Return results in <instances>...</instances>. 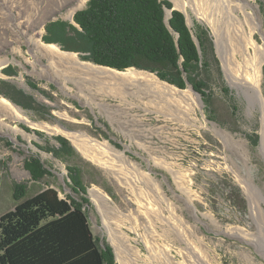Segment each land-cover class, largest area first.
<instances>
[{
  "label": "rangeland",
  "instance_id": "374dc122",
  "mask_svg": "<svg viewBox=\"0 0 264 264\" xmlns=\"http://www.w3.org/2000/svg\"><path fill=\"white\" fill-rule=\"evenodd\" d=\"M78 1L0 0V58L12 59L0 68V73L12 66L18 77L12 79L14 82H6L46 105L51 115L43 119L15 104L24 110L35 124L32 125L13 121L0 112V160L3 163L0 166V215L14 206V183L25 184L28 196L50 186L61 198L70 195L78 199L70 190L67 178L68 167H75L86 188L88 204L84 209L91 231L112 247L116 264H148L149 258L156 264H164L166 254L174 260L172 264H264V216L259 209V206L264 209L260 114L258 110L249 112L244 99L229 85L212 30L206 23L225 12L224 2L166 0L178 10L181 9L176 3L184 2L189 26L205 29L211 41L208 71L201 74L211 92L214 116L211 120L201 96V105H196L187 97L173 96L166 86L150 77L122 82L108 79L107 83L96 80L97 85L83 86L81 94L66 80L83 78V75L75 76L77 73L69 69V65L57 59L49 62L48 58L32 53L28 38L42 40L44 26L51 20L71 23L66 17L67 11ZM87 1L75 13L83 9ZM246 1L253 6L264 33V0ZM255 39L259 44L264 42L259 32ZM261 59L264 95V55ZM20 76L25 86L19 84ZM5 79L9 78L0 77V81ZM27 79L38 84L51 99L29 90ZM98 85L100 90L96 88ZM133 91L138 96L132 95ZM212 124L240 138L244 144L222 137ZM61 125L68 130H63ZM100 131L109 138H104ZM66 132L76 135L71 138ZM57 136L67 140L73 150L71 156H57L51 151L59 148ZM251 138L256 140L255 144ZM77 141H85L82 148L93 153L98 161L106 162L108 167L83 156L74 146ZM97 142L124 152L141 170L150 171L151 176L160 181L167 196L181 206L176 212H182L196 225L194 231L201 239L199 249L203 253L187 244L189 233L181 234L183 228L177 227L178 218L167 210L151 181L112 151L101 153L92 146ZM29 157L40 159L50 175L33 182L23 167ZM162 160L172 165L175 174L154 164L156 161L161 164ZM179 176H183L181 185L185 189L177 187L176 177ZM246 180L257 186L258 191L246 192ZM94 189L106 196V199L102 197L109 207L114 205L119 212L108 209L109 214L104 219L99 204L92 198ZM113 239L120 243V253Z\"/></svg>",
  "mask_w": 264,
  "mask_h": 264
},
{
  "label": "trees",
  "instance_id": "16d2710c",
  "mask_svg": "<svg viewBox=\"0 0 264 264\" xmlns=\"http://www.w3.org/2000/svg\"><path fill=\"white\" fill-rule=\"evenodd\" d=\"M171 7L166 0H88L73 16L77 26L60 19L49 21L42 40L56 43L65 51L83 53L81 59L95 65L153 72L179 89L186 88L187 80L202 97L207 117L214 120L211 92L201 75L208 71L211 41L205 29L198 25L192 29L199 54L180 11H172L170 28L167 26L165 8ZM3 73L11 75L15 70L8 67ZM27 84L51 99L35 82L27 79ZM0 94L36 116H51L46 105L5 81L0 83ZM55 139L59 148L51 150L54 155L73 154L66 139ZM23 167L33 182L50 175L36 157L25 159ZM67 178L78 199L70 195L61 198L50 186L28 196L25 184H13L14 206L0 215V264H116L112 247L91 231L84 209L88 198L79 169L68 167Z\"/></svg>",
  "mask_w": 264,
  "mask_h": 264
},
{
  "label": "bare ground",
  "instance_id": "6f19581e",
  "mask_svg": "<svg viewBox=\"0 0 264 264\" xmlns=\"http://www.w3.org/2000/svg\"><path fill=\"white\" fill-rule=\"evenodd\" d=\"M85 1L86 0H79L74 7H72L67 11L66 17L71 19L72 21L73 14L77 9L81 8L84 5ZM222 1L226 6V9L224 8L225 12H221L220 14H218V16L212 21L207 20L206 23L210 26L212 30L213 41L216 48V52L221 60L222 69L224 71L225 77L229 85L236 90L238 96H241L244 99L247 105V110L249 112H252L253 110L259 111L260 137H261L260 147L262 150H264V95L261 88V64H262L261 57L262 55H264V42L259 44L255 39L256 32H259L264 41V33L262 32L261 21L259 20L256 12L251 8L253 6L249 4L246 0H222ZM185 5L186 4L184 2L176 3V6L181 10H183L184 12H186ZM186 14L188 16V13ZM28 42L31 46L30 51L32 53L39 54L40 57L48 58V60H50L49 62H53L55 59H57L59 63L69 65L70 66L69 69L77 73V75L75 76L83 75V78L80 77L78 79L72 80L74 82H77L78 85L87 84L94 86L97 85L96 80L103 81V79L106 80L113 79L116 80V82L117 81L122 82L123 80H130V79L136 80L137 78L147 79L148 77H150L153 80H155L157 84L160 83L164 87L166 86V88L171 91L173 96H179L180 98L187 97L190 100L195 101L196 105H198L197 103L201 105L199 97L196 94H193L189 86H187L184 90L179 91L175 87H171L160 82L155 77V75L149 74L147 72L137 71L136 69H127L124 72H116L101 67H96L90 63L83 62L75 54L60 51V49L56 45H52V44L48 45L43 43L39 38L30 36V38H28ZM10 62H12V59H9L7 57L0 58V68L3 65L8 64ZM88 75L89 77L85 78ZM2 76L3 75L0 73V77ZM94 76H100L101 78L98 79L95 78ZM18 80L20 85L25 86L21 76L20 78H18ZM0 112L2 113V115L11 118L13 121L25 122L27 124L35 125L32 123L31 119L28 117V115L24 112L22 108L16 106L15 104L11 103L8 99H5L1 96H0ZM212 125L215 131H217L220 135H222V137L230 138L234 142L238 141L240 143H243V140H241L240 138H235L233 135L217 127L216 124H212ZM12 129L14 130L15 128ZM68 135H70L69 137L74 138L73 136H75L76 134L73 135V133H69ZM84 135L88 137V135L86 134ZM78 140H82V139L78 138ZM84 142L85 141H77V143L74 142V146L77 148V150L79 149V151L82 153L83 156L87 157L88 159L94 162H97L98 164H101L102 166L108 167L106 162L98 161L99 159H97V157L93 155V153L88 152L82 148L84 144H86ZM92 146L97 148L103 154H106L108 150L112 151L116 155L123 158L126 162L128 161L130 164L135 166L137 170L140 171L141 175H143L146 179L150 180L151 183L154 185V189L160 195L161 201L165 203L167 210L170 212L171 215L178 218L179 225H177V227L179 226L180 229L181 227L183 228V230L182 229L180 230L182 231L181 234L183 233L182 235H184V232L186 231L189 233L187 238L190 241H188L187 244L196 247L199 253H203L202 250L199 249L202 247L200 242L201 239L194 231L196 225L190 223L183 216L182 212H178V213L176 212L177 211L176 209L181 210V206L177 205V203L173 202L167 196V194L165 193V191L161 186L160 181L155 177L151 176L150 171L146 172L141 170L139 164L130 161L125 156L124 152L114 149V147H112L110 144L107 143L99 144L97 142V143H93ZM154 164L161 166L166 170L171 171L173 174H175L176 172V170L173 169L172 165H170L164 160L161 161V164L157 163V161L154 162ZM179 177H176L178 179L176 180L177 187L181 189H185L181 185V183L183 182V176H179ZM246 186H247L246 192H248L249 189H251L252 192L258 191L257 186H255L250 180H246ZM91 194H92V198L95 199V201L99 204L100 211L104 219L109 214L108 209H113L116 212H119L117 207H115L114 205H110L109 207V205L106 204L105 202L106 196L103 195L100 191L94 189L93 191H91ZM259 209L260 212L262 213V216H264V209L261 206H259ZM207 216L214 223L212 217L210 215ZM113 241L115 242L116 247L119 251L118 253H120L121 251L120 243L118 244V242H116L114 239ZM173 262L174 260L172 259V257L166 254V258L164 259L163 263L172 264ZM148 264H156V263L153 262L151 258H149Z\"/></svg>",
  "mask_w": 264,
  "mask_h": 264
},
{
  "label": "water",
  "instance_id": "95a60500",
  "mask_svg": "<svg viewBox=\"0 0 264 264\" xmlns=\"http://www.w3.org/2000/svg\"><path fill=\"white\" fill-rule=\"evenodd\" d=\"M173 10H178V9H175V8H173V7H171L170 9L165 8V22H166V24H167V26H168L169 28H170V26H169L168 19L171 17V14H172V11H173ZM178 11H180V12L184 15V17H185V21H186V25H187V27H188V28L190 29V31H191L192 38H193V40H194V42H195V44H196V47H197V49H198V52H199V54H200L201 51H200V47H199L198 39L195 37V35H194L193 31H192V28L189 26V24H188V22H187L185 12L182 11V10H178ZM73 16H74V15H73ZM70 24H71V25H74V26H77V24L74 22V19L71 21ZM43 32L45 33V29L43 30ZM41 39H42V38H41ZM41 41H42L43 43H45L43 40H41ZM45 44H48V45H49V44L56 45V46L60 49V51L75 54L79 59H81V57L84 55L83 53H80V52H75V51H65V50L61 49L60 45H58V44H56V43H45ZM81 60H82V59H81ZM82 61H83V62H86V63H90V64H92V65H94V66H96V67H101V68L108 69V70H112V71H116V72H123V71H119V70H116V69H112V68H110V67L100 66V65H95V64H93V63L90 62V61H85V60H82ZM127 69H135V68H134V67H130V68H127ZM127 69H125L124 71H126ZM136 70H137V71H140V70H138V69H136ZM143 72H147V71H143ZM147 73L152 74V75H155V73H153V72H147ZM1 74H2V73H1ZM2 75H3V74H2ZM155 77H156L160 82H162V83H164V84H166V85H168V86L175 87V86H173V85H171V84H169V83H167V82H164V81L160 80L156 75H155ZM64 80H65V79H64ZM103 80H106V79H103ZM66 81L72 83L73 85H75V86L78 88V90H79V92H80L81 94H83V86H86V87H92L91 85H87V84H83V85H81V86H78V83H77V82H74V81H72V80H66ZM185 82H186V87L189 86L190 89H191V91L199 97L200 102L202 103L199 93H197L196 91H194V89L192 88V86L189 84V82H188L187 80H185ZM106 83H107V82H106ZM100 87H101V86H98V87H96V88L100 90ZM27 88H28L29 90L31 89L28 85H27ZM175 88L178 89L179 91L184 90V89H179V88H177V87H175ZM88 93H89V92H88ZM133 94H134L135 96H138V95L136 94L135 91L132 92V95H133ZM10 102H11V101H10ZM11 103H13V102H11ZM13 104H14V103H13ZM108 105H109V104H108ZM58 114H59V113H58ZM94 140H95V139H94ZM97 140H99V139H97ZM105 141H106V140H105ZM113 253H114V251H113ZM114 256H115V255H114Z\"/></svg>",
  "mask_w": 264,
  "mask_h": 264
},
{
  "label": "flooded vegetation",
  "instance_id": "af4514ba",
  "mask_svg": "<svg viewBox=\"0 0 264 264\" xmlns=\"http://www.w3.org/2000/svg\"><path fill=\"white\" fill-rule=\"evenodd\" d=\"M51 21H53V20H51ZM8 67H12V66H7V67H5L4 69H6V68H8ZM13 68V67H12ZM3 69V70H4ZM15 70V69H14ZM2 74H3V78H9V79H5V80H1V81H9V82H14L15 80H12L13 78H17L18 77V74H17V72L15 71V74H6V73H3V71H2ZM30 80V79H29ZM1 81H0V83H1ZM32 81V80H31ZM27 82V81H26ZM34 82V81H33ZM28 85V84H27ZM37 85V87L40 89V87L38 86V84H36ZM29 86V85H28ZM30 87V86H29ZM31 88V87H30ZM31 91H35V92H37L39 95H41L43 98H47L45 95H43L39 90H36V89H30ZM41 90V89H40ZM48 102L50 103L51 101H49L48 100ZM61 128L63 129V130H68V129H66V128H64L62 125H61ZM66 133H74V132H66ZM76 133V132H75ZM78 133H83V134H86V133H84V132H78ZM65 139V138H64Z\"/></svg>",
  "mask_w": 264,
  "mask_h": 264
}]
</instances>
